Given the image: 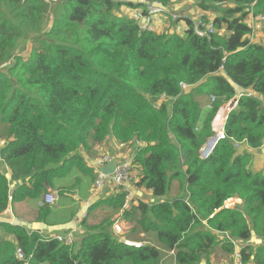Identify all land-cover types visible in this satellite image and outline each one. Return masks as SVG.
<instances>
[{"label": "trees", "instance_id": "obj_1", "mask_svg": "<svg viewBox=\"0 0 264 264\" xmlns=\"http://www.w3.org/2000/svg\"><path fill=\"white\" fill-rule=\"evenodd\" d=\"M50 1L58 0H0V163L8 171L0 168V215L10 202L38 204L52 190L64 223L74 219L95 180L83 157L107 139L133 148L134 187L160 199L177 182L184 196L152 206L138 201L128 210L126 193L103 196L87 212L105 206L115 220L105 216L89 227L83 219L87 230L76 247L0 223L13 237L0 240V264H159L164 252H173L175 264H210L218 247L234 253L233 240L247 242L252 233L264 239V174L252 173L251 155L235 148L264 147V46L250 41L244 22L264 15V0H194L204 15L232 6L212 20L215 32L207 37L196 36L188 19L182 36L139 32L131 19L115 15L122 6L134 8L131 2L60 0L51 8ZM45 18L51 25L43 33ZM23 34L37 36L26 59L15 54ZM161 96L169 108L154 107ZM200 97L215 98L205 117ZM236 97L224 139L201 161L214 117ZM220 132L214 127V136ZM230 200L240 206L224 208ZM52 212L39 207L38 221ZM119 218L153 231L163 250L118 241L112 226ZM215 234L232 241L219 243ZM240 256L243 264H264V244L243 245Z\"/></svg>", "mask_w": 264, "mask_h": 264}, {"label": "rangeland", "instance_id": "obj_2", "mask_svg": "<svg viewBox=\"0 0 264 264\" xmlns=\"http://www.w3.org/2000/svg\"><path fill=\"white\" fill-rule=\"evenodd\" d=\"M116 1H118V0H116ZM49 3H50L51 8H53L54 6L60 4V0H58V1H50ZM172 3H173V0H171L170 5ZM177 3H179V2H177ZM169 6H167L165 8L170 13ZM230 7H232V6L231 5L216 6L212 11L208 12L207 18L209 20H213V19H215L218 16H224L226 10L229 9ZM124 12L126 13L125 6H122V7H120L119 12L115 13V15L123 17V18H125V17L127 18L128 16H126L124 14ZM174 15H176V14H174ZM167 19H168V24H169L168 27H165V28H163L162 26L158 27V33L159 34L172 35V34L176 33L175 27H174L175 26V21L171 17H167L166 20ZM170 24H171V26H170ZM50 25H51L50 20L45 18V21L43 22V26H42L43 27V33H45L49 29ZM171 28L173 29L172 33H170L171 30H169ZM219 32H222L224 34V29L219 30ZM34 37H37V36H34L32 34H23L18 39L17 44H16V51H15L16 56H20L22 59H26L28 57V55H29V53H30V51H31V49L33 47L32 39ZM251 38H252V40L257 38L259 40L258 43L264 46V25H262L260 23L257 24L254 21L253 22L252 33H251ZM13 63H14V60H10L6 64H4L2 67L3 68H7L8 66L12 65ZM189 91L187 90V92H189ZM209 99L210 98H206L205 99L204 97L198 98V100H199V102L201 104L203 113H204V117H205L206 113L211 110V105L213 104L212 103L211 105H209V102H210ZM161 105H164L165 107L169 108L170 107V102H167V100H165L163 102H159V107ZM232 105H233L232 103L224 104L223 107L217 112V114H216L215 118L213 119L212 123H214V120L217 119L218 117L221 120V118L224 117L228 113L227 108L228 107L230 108ZM235 107L233 109H235ZM204 117L202 118V120L199 121V124L197 126L198 130L200 129V126H201V123L204 120ZM213 134H214V131H213ZM213 137H214V135H213ZM213 137H211L210 140L206 142V144L203 146L201 151L204 150V148L207 145V143L208 142L210 143V141H211V139ZM132 149L133 148H129V145L125 144V147L119 146L113 140L107 139L106 142L103 144V146L98 147L95 150V152L93 153L92 156L94 157L96 155L107 154V155H110V156H113V157L120 158L123 155H125L128 151H131ZM212 150H213V148H212ZM246 153L251 155V163H250V166H249L250 171L252 173L259 172V173L264 174V151L257 150V151H254L252 153L251 152L248 153L245 150H243L242 146H238L237 154L243 155V154H246ZM0 168H1V171L3 173H7V175H8L7 168L4 165H2V163H0ZM132 177H133V171H132V174H131V179H132ZM131 182L129 184V192L130 193L128 194V199H126V204H127V206H126L127 208H125L126 210L130 209L131 205H135V202L138 200L136 195H135V192L136 191H138V192L142 191V189L139 190L136 187H134L131 184ZM54 190L57 191V189H54ZM100 192H102V191H99V192L95 193L96 195L92 196L91 200L88 203L84 204L82 206V208H81V204H79V207L83 211L82 214L85 213V215H86L85 216L86 219L85 218H83V219H84V221H86V224L89 225V227L92 226L93 224L97 223V222H101V220L105 216L108 217V219H110L111 221L115 220L114 214L110 211L109 208H107L105 206H100L97 209L91 211L90 214H88V212H87L88 211V207L93 202H96L97 200H100L101 198H104L103 196H101L100 198L96 197V196H98V194ZM57 193H58V191H57ZM57 193L55 192L56 202L53 205H51L53 209L58 208V204L59 203H57V201H58ZM106 195L110 196L112 194L106 193ZM180 196H184V191H183L182 188L179 187V184L177 182H173L171 184V186H170L169 192H168L166 197H167V199L169 201H172L173 199H175L177 197H180ZM91 201H93V202L91 203ZM140 201H142V200H140ZM142 202H145V203L147 202L146 204L149 205V206H152L153 204H155L154 203V198H150L147 195H143V201ZM39 207L40 206L38 204L36 206L35 203H23L22 205L15 206L14 208L9 209L4 214L0 215L1 216L0 219L5 221V222H10L11 221L10 218L13 217V219H14L13 222L22 223V225H28L29 227H30L31 224H33V225L41 224V222L38 221V218H39V213H38ZM236 207L237 206H231V208H236ZM67 209L72 211V209H70V208H67ZM78 214L72 220V221H74L76 219L75 226L78 223V219H80L81 218L80 216L82 215V214H80L78 216ZM83 219L79 220L78 225H80V223H81V221ZM63 221H64V214L63 213H55V212H52L51 214H49L47 216V218L45 219V222L49 226H52L51 227L52 229H54L56 227L61 228L62 226L66 225L65 223H63ZM115 222L120 226V229L122 230L121 234H116V233H114V229L112 227L113 235L118 239V241L129 240L130 242H133L135 244H139L140 247L142 245H147V246H151V247H154V248H158L161 251L163 250V246L159 243V241H158V239L156 237V234L153 231L145 233L138 226H134L133 224H129V223H124L122 218L117 219ZM14 225H16V224H14ZM80 227H81V225H80ZM61 229H63V228H61ZM132 229H133V232H134V230H135V232L131 234L130 230H132ZM86 230H87V228L81 227V230L80 231L77 230V232L75 233V235H74V244H73V245H75V247L79 244L80 239L85 234ZM3 231H4V229H3ZM51 232H54V233H51ZM51 232L47 231L45 233V235H52V234H56V233H61L59 231H51ZM1 234H2V231H0V237H1ZM252 236H254L255 238H258L254 233H252ZM222 244L223 243H221V245ZM220 251H222V250L220 249ZM234 251H235V249H234ZM165 256H166V258H169V259H167L163 264H166V263L168 264V263H172L173 262L174 255H172L170 252H167L165 254ZM219 259H221L223 262H220ZM211 260H212V262L210 264H233V254L229 255V254H225L223 252L221 258H210V261Z\"/></svg>", "mask_w": 264, "mask_h": 264}, {"label": "built area", "instance_id": "obj_3", "mask_svg": "<svg viewBox=\"0 0 264 264\" xmlns=\"http://www.w3.org/2000/svg\"><path fill=\"white\" fill-rule=\"evenodd\" d=\"M132 4H134V8H132L129 19L133 21L139 32H154L158 33V27L162 26L163 21L165 20V17L167 14L176 21L177 16L174 14H170L168 10L163 6L160 2L156 1H149V0H132ZM256 23L257 24H262L264 25V15H259L256 17ZM194 24V33L198 37H207L215 32V29L212 24V20H209L204 14L200 13L198 16V20L196 22H193ZM253 28V27H252ZM181 90L184 92H187V90H190V86H187L183 83L179 84ZM167 100L165 96H161L158 99V102L154 105L156 109L159 107V102H163ZM237 97L228 103H232L233 105L229 108H227L228 113L221 118V120L218 117V121L216 122L217 119L214 120V123H211V129L212 132L214 131V127L219 128L221 130V134L218 138H224V124L227 119L228 114L233 110V108L237 105ZM209 105L215 102V98L211 97L209 99ZM226 103V104H228ZM233 107V108H232ZM221 109V108H220ZM215 118V117H214ZM213 122V121H212ZM216 122V123H215ZM198 130V129H197ZM214 135V134H213ZM213 137V136H212ZM218 138H216L218 140ZM210 138L207 140L209 141ZM216 140V142H217ZM139 145V143H136ZM206 144V143H205ZM204 144V145H205ZM3 145V142H2ZM236 148H238V145H235ZM203 148V147H202ZM201 148V149H202ZM199 153V159L200 160H206L208 156H210L211 152L208 153V156L206 158L203 157V151ZM205 149V148H204ZM111 162H114L115 167L113 170V173L109 176L104 175L101 170L105 168L108 164ZM83 163L84 165L91 169L95 175V180L93 184V193H97L99 191H102L104 188H107L112 194L118 193V194H123L126 193L127 195L130 193L129 192V184L134 179L136 176V168L133 165V152L128 151L125 155H123L120 158L113 157L107 154H102V155H96L95 157H88L84 156L83 157ZM133 171V177L131 179V174ZM128 199V196L126 197ZM56 202V197H55V192L48 190L44 196L41 198V200L38 202V205L44 206V205H53ZM239 202L236 201H227L224 204V208L227 209H234L231 208V206H237L238 207ZM236 207V208H237ZM85 213L82 214L80 219L85 218ZM79 219V220H80ZM113 229L114 233L116 234H121L122 230L120 229V226L117 223L113 224ZM45 241L49 240H55L65 246H74V237H73V231L69 230L68 232L64 234H58L54 236H48V237H43ZM227 239L228 236L226 237ZM123 244L125 246L131 247V248H139V244H135L133 242H130L129 240H122ZM173 254V252H171ZM15 258L18 261L24 260V253L21 249L17 248L15 250ZM27 264V263H25ZM233 264H243L241 261V256H240V251H234L233 253Z\"/></svg>", "mask_w": 264, "mask_h": 264}, {"label": "crops", "instance_id": "obj_4", "mask_svg": "<svg viewBox=\"0 0 264 264\" xmlns=\"http://www.w3.org/2000/svg\"><path fill=\"white\" fill-rule=\"evenodd\" d=\"M118 1H120V2H131L132 3V0H118ZM177 2H179V3H177ZM125 10H126V13L124 12V14L126 16H128V18H129V15H130V12H131L132 9L128 8V7L127 8L125 7ZM169 11H170L171 14H176V16H177V20L175 21V26L174 27H175V31H176L175 34L179 35V36H182L183 32L185 31V24H184L183 20L184 19H188V20H191L192 22H196L198 20V16L200 15V11L194 5V0H173V3L169 6ZM207 15H208V13L205 14L206 17H207ZM167 17H170L169 14L166 15L165 20L163 21V24H162L163 28L168 27V25H169L168 24V19L166 20ZM254 21L256 22V17H253L251 14H249L244 20V22L251 28V30H252ZM170 26H171V24H170ZM169 30H171L170 33L173 32L172 28L169 29ZM220 34H223V33L220 32ZM250 41L254 42V43H258L259 40L257 38L252 40V38L250 37ZM0 146H2V142H0ZM238 146H242L243 150H245L248 153H250V152L252 153V152L257 151V150L264 151V147H261L260 149H257V150H252V149H249L245 144H240ZM106 193L112 194L107 188H104L102 190V192H100L98 194V196H96V197H98V198H100L101 196L105 197V196H107ZM95 195L96 194L93 193L92 190L87 191V195H86L87 196V201L81 203V208H82V206L84 204L88 203L91 200L92 196H95ZM135 195H136V197L138 199L136 202H138L140 200L143 201V195H147L150 198H154V197H152L151 191H147V190H144V189H142V191H139V192L136 191ZM142 201H140V202H142ZM164 201H169V200L167 199V197H163V198H160V199L159 198L158 199L154 198V203H160V202H164ZM92 202L93 201H91V203ZM23 203H35L36 206H37V202H35V201H22V202H18V203L10 202V204H9V206H8L6 211H8L9 209L14 208L15 206L22 205ZM142 203H145V202H142ZM126 206H127V204H126ZM126 206H125V208H127ZM239 206H240V203H239ZM67 207L70 208V206H67ZM81 208L79 210L80 212H78L79 214L77 213L78 216L80 214H82V212H83ZM60 210H62V207L58 204V208L53 209V212L60 213L59 212ZM47 216L44 218V220H43V222L41 224H36V225L31 224L30 227L28 225H22V223L13 222L14 221L13 217L10 218V220H11L10 222H5V221H3L1 219H0V221H2L3 223L13 224V225L16 224V225L24 226L28 231H38L40 233V236H42V237L54 236V235H58V234H61V233L64 234V233L68 232L69 230L73 231V237H74V235L77 232V230H79V231L81 230L80 225H78L79 219H78V223H77L76 226H75L76 219L74 221H72L73 220L72 219L71 221L67 222L68 224L65 223L66 225L61 227L63 229L58 228V227L52 229L51 228L52 226H49L45 222V219L47 218ZM64 222H65V220L63 221V223ZM0 231H2L0 240H8V241H11V242L13 241V237L9 236V235H6L2 228H0ZM47 231H50V232L51 231H59L61 233H56V234H52V235H45V233ZM51 233H54V232H51ZM215 235H216L217 240H218L219 243L222 242L223 239H227L226 237L228 236L227 234H215ZM228 238H230V237H228ZM230 240L232 241L231 238H230ZM262 244H264V239L255 238L254 236H252L251 239L248 240L247 242H241V241H238V240H233V245H234L235 251L236 250L240 251L242 249L243 245H251L254 248H256V247H258L259 245H262ZM164 253L166 254L167 252H164ZM222 253L223 252L220 251V247H218L215 250V252L210 256V258H221ZM167 259H169V258H166V256H165L164 258L161 259L159 264H163ZM219 261L223 262L221 259H219ZM211 262H212V260H211ZM168 264H175V260L173 259V262L172 263H168Z\"/></svg>", "mask_w": 264, "mask_h": 264}, {"label": "bare ground", "instance_id": "obj_5", "mask_svg": "<svg viewBox=\"0 0 264 264\" xmlns=\"http://www.w3.org/2000/svg\"><path fill=\"white\" fill-rule=\"evenodd\" d=\"M221 132L220 133H217L210 141V143L208 142L207 145L205 146V149L203 151V157L206 158L208 156V153L212 151V148L214 149L215 147V144L216 143V138H218L220 136Z\"/></svg>", "mask_w": 264, "mask_h": 264}, {"label": "water", "instance_id": "obj_6", "mask_svg": "<svg viewBox=\"0 0 264 264\" xmlns=\"http://www.w3.org/2000/svg\"><path fill=\"white\" fill-rule=\"evenodd\" d=\"M233 108V107H232ZM223 138H218V140H217V142L216 143H218V141L219 140H222ZM210 156H208V158H209ZM207 158V159H208ZM206 159V160H207ZM114 167H115V164H114V162H111L110 164H108L105 168H103L102 170H101V172L104 174V175H107V176H109V175H111L112 173H113V170H114ZM0 223H3L2 221H0Z\"/></svg>", "mask_w": 264, "mask_h": 264}, {"label": "clouds", "instance_id": "obj_7", "mask_svg": "<svg viewBox=\"0 0 264 264\" xmlns=\"http://www.w3.org/2000/svg\"><path fill=\"white\" fill-rule=\"evenodd\" d=\"M127 18H128V17H127ZM235 108H236V107H235ZM223 139H224V138H223ZM219 141H220V140H219ZM219 141H218V142H219ZM206 142H207V141H206ZM136 143H137V142H136ZM136 143H135V145L138 146ZM139 145H140V144H139ZM203 146H204V145H203ZM235 148H236V147H235ZM236 149H237V148H236ZM213 150H214V149H213ZM211 154H212V152H211ZM211 154H210V156H211ZM92 157H93V156H92ZM92 157H90V158H92ZM94 157H95V156H94ZM201 161H204V160H201ZM134 178H136V176H135ZM132 180H133V179H132ZM92 190H93V189H92ZM139 190H141V189H139ZM51 191H52V190H51ZM54 192H55V191H54ZM127 196H128V195H127ZM39 201H40V200H39ZM49 206H51V205H49ZM238 207H239V205H238ZM238 207H237V208H238ZM115 223H116V222H115ZM11 225H13V224H11ZM112 227H113V226H112ZM63 233H64V232H63ZM121 242H122V241H121ZM139 248H140V247H139Z\"/></svg>", "mask_w": 264, "mask_h": 264}]
</instances>
